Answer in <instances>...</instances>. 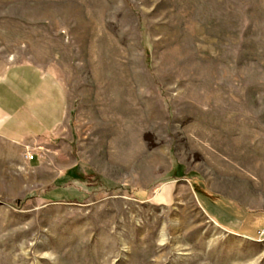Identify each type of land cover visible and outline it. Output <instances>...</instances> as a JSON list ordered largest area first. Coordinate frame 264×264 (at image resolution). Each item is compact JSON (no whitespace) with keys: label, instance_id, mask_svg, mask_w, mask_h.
Masks as SVG:
<instances>
[{"label":"rangeland","instance_id":"rangeland-1","mask_svg":"<svg viewBox=\"0 0 264 264\" xmlns=\"http://www.w3.org/2000/svg\"><path fill=\"white\" fill-rule=\"evenodd\" d=\"M19 65L69 119L0 138V264H264V0H0Z\"/></svg>","mask_w":264,"mask_h":264},{"label":"crops","instance_id":"crops-1","mask_svg":"<svg viewBox=\"0 0 264 264\" xmlns=\"http://www.w3.org/2000/svg\"><path fill=\"white\" fill-rule=\"evenodd\" d=\"M69 119L66 93L58 80L37 66L19 65L0 75V138L33 144L61 138ZM76 165L67 172L72 173Z\"/></svg>","mask_w":264,"mask_h":264},{"label":"built area","instance_id":"built-area-1","mask_svg":"<svg viewBox=\"0 0 264 264\" xmlns=\"http://www.w3.org/2000/svg\"><path fill=\"white\" fill-rule=\"evenodd\" d=\"M32 158V157H31Z\"/></svg>","mask_w":264,"mask_h":264}]
</instances>
